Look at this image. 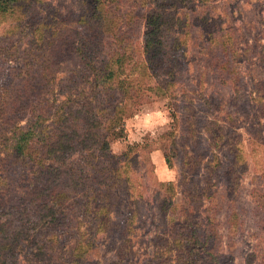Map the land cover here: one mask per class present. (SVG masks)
I'll return each instance as SVG.
<instances>
[{
    "label": "rangeland",
    "instance_id": "1",
    "mask_svg": "<svg viewBox=\"0 0 264 264\" xmlns=\"http://www.w3.org/2000/svg\"><path fill=\"white\" fill-rule=\"evenodd\" d=\"M8 9L0 0V264H264V0ZM117 58L95 99L101 61ZM64 102L75 127L56 122ZM117 120L104 149L77 144ZM42 123L74 146L15 157L16 128ZM50 183L68 192L61 207L27 199Z\"/></svg>",
    "mask_w": 264,
    "mask_h": 264
},
{
    "label": "trees",
    "instance_id": "2",
    "mask_svg": "<svg viewBox=\"0 0 264 264\" xmlns=\"http://www.w3.org/2000/svg\"><path fill=\"white\" fill-rule=\"evenodd\" d=\"M28 2H30V0H2V5L8 4V8H9L8 10L9 12H11L12 10H14L15 6L22 8L24 3H28ZM4 7L5 9H7L6 6ZM147 23L156 30L157 26H155V22L152 21V18L150 19L149 15H148ZM150 42H152V40ZM118 60L119 58H117L116 60L114 59V62L108 59H103V61H101L100 66H101V70L103 71L101 75H100V71H101L100 69L96 72V73H99V75H97V77L95 78V84H93L91 88V92H93V94L91 95L95 99L97 95L102 96V93L105 92L111 86V84L109 83L110 79L112 80V78L116 77V72L112 69V66H114V63L117 62ZM101 98H104V97H101ZM87 99L89 98L87 97ZM92 100L94 101L93 98ZM67 103L69 102H64L62 103V105L59 106L60 112L59 110H57L56 112L59 114L57 116L56 122H58L60 125L63 126L64 124H66V122L71 121L72 123H74V127H75V125H77L75 121L76 119L75 120H72V119L74 118L75 113L78 114L79 112L70 110L71 112L67 114L64 108ZM101 104L102 103L98 101L97 103L94 104L95 108L99 109L98 105L101 106ZM104 109L107 110V108L105 107ZM87 110L93 111L92 108H89V107L87 108ZM81 118L85 121L84 117H81ZM117 124H119L118 120L110 128H107V131L109 133L107 132L106 133L107 135L103 133L104 135L103 137L98 132H96L95 134H92L91 131H85L84 138L77 144L78 145L82 144L83 146L82 148L86 149L88 148L89 141L95 142L96 138L97 140L98 138H102L103 143L100 144V148L104 149V147L108 145V140H106L105 137H107L108 134L116 135L114 131H110V130H112L113 128H116ZM13 135H14L12 138L13 144H12L11 149L13 151L12 154L15 157L20 158V157H25V156H31L32 151H35V152H38L42 157L49 156L50 160L52 161L55 160V157L58 154L57 152L61 151L62 149L63 150L67 149L66 151H68L69 148H71V146H74L73 141L75 137L73 134H69V133L59 134L58 132V133L53 134L52 131H47V127L46 125H43V123L42 125L35 124L32 127H25V128L18 127L16 128V131H14ZM83 156L85 157V159L88 157V155L87 156L83 155ZM56 158L58 159V157ZM83 161L84 160H82L81 163ZM55 170L56 168H52L51 165L42 164L36 173H38V175L45 176L46 177L45 182H50V181L52 182L53 177L55 176L54 174ZM62 187H63L62 183H60L59 185H53L52 183H50L46 187L34 186L30 190L31 192L26 191L29 197L27 199L28 200L34 199L37 202H39L41 206H43L42 204H44L43 203L44 201L45 202L52 201L54 202L55 206L58 205L59 207H61V205L64 203V201L68 197V192L65 191ZM44 188H47V189H44ZM50 208L51 209L49 210V214H51L52 216H57V212L56 210H54L55 208L53 207H50ZM104 209L105 207L100 205L97 208H94V209L91 208V211L94 212V216H96L102 213L103 211H106V209L105 210Z\"/></svg>",
    "mask_w": 264,
    "mask_h": 264
}]
</instances>
